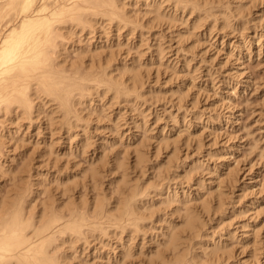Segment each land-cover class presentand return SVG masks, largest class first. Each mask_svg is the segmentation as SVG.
I'll return each instance as SVG.
<instances>
[{"label": "rangeland", "instance_id": "rangeland-1", "mask_svg": "<svg viewBox=\"0 0 264 264\" xmlns=\"http://www.w3.org/2000/svg\"><path fill=\"white\" fill-rule=\"evenodd\" d=\"M121 2L128 27L96 17L68 35L66 24L55 61L70 73L112 67L123 86L135 68L136 100L103 85L85 90L69 120L42 91L33 114L1 111L0 202L22 192L36 217L53 207L90 215L97 199L116 208L143 185L152 195L141 229L58 235L51 253L63 264H161L171 259L169 226L181 237V264H264V0ZM189 210L199 232L183 227Z\"/></svg>", "mask_w": 264, "mask_h": 264}, {"label": "bare ground", "instance_id": "bare-ground-1", "mask_svg": "<svg viewBox=\"0 0 264 264\" xmlns=\"http://www.w3.org/2000/svg\"><path fill=\"white\" fill-rule=\"evenodd\" d=\"M1 1L2 0H0V113H2L1 111L12 109V107L20 108L26 112V114L32 113L36 107L33 101L35 99L32 98H40L39 92L42 91L43 94L46 95L45 97L52 98V100L60 104L65 112V114H63L66 115L67 120H69L68 118L71 117L70 113L73 112L72 107H76L78 104L81 105L83 103L85 97L84 93H87L85 90L89 89L88 91H92V88H94L96 91L97 89L99 91V87H103V85L106 86H104L107 90L106 92H112L114 98H124L126 101L136 100V82L140 79L139 74L134 72L135 68L134 70L133 68L131 69L132 73H130L132 75L128 78L129 82L130 80L132 81V84L123 86L121 81H118L121 83L120 84L114 80L116 76L112 78V74L109 75L110 73L108 72L112 67H108L109 69L105 67L101 71L91 70L86 74H82L79 71L70 73L66 71L65 68L59 69L60 67L56 66L57 63L55 61L57 60L56 58L60 56L61 50L66 49L64 47L65 45L62 44V38L66 36L63 35V30L65 29L64 25H70L66 27V34L69 33V30L72 29L74 25L84 27L94 22L92 18L96 17H100L99 20L101 19L103 22L106 20L108 22H117L119 25L121 23L127 25V19H125L126 13L121 11L122 8L120 9V6L122 7L124 4V2H121L122 0ZM173 1L176 6L182 2V0ZM192 8H195V6ZM237 8H239V6H237ZM7 17H10V19L4 23ZM224 19L226 20V17H224ZM228 21L230 20L228 19ZM228 21H226L227 24ZM222 22H224V25L226 24L225 21ZM96 23L95 20V24ZM91 26L94 27L93 25ZM95 90L93 92H96ZM91 95H93V93H90L89 97ZM42 101H40V106H45L44 100ZM17 116L18 115H16V118ZM79 120L81 121V118ZM143 156V154L138 153L136 162H144ZM91 168L89 169L91 171V178H94L98 173V169H94L93 166ZM115 168L121 169L124 168V165L122 162L117 161L115 163ZM155 188H153V190ZM126 194L122 195L124 197L121 198L116 208L111 206L110 199H103L104 201L101 200L102 197L97 199L90 214L92 217H90L87 211L86 213L83 212L80 214L75 210H71L69 215H67L68 213L64 215L61 211L62 214L57 212L60 208L56 211V209H53L54 207L52 209L50 208L51 210L48 209L49 211L43 210L45 212H43V214L41 212V215L36 217V212L33 213V210L31 211L29 208L32 207V204L30 202L31 206H29L30 204H26L28 208L25 205V201H27L25 198L26 195L22 194V192L17 193L15 197H13V195L12 198L11 196L10 198L7 197L9 200H7L6 203L0 202V204H2L0 208V264H61V257L59 259V255L57 257V255L52 254L50 251L54 244V238L58 235L59 237L67 235L69 239L73 238L74 235L75 237L76 235H84L85 237L87 234L85 235L84 230L105 229V226L114 229L122 228V232L126 229H130V231L134 230L135 232V229L142 227L144 223L145 216H143V214L145 213H140L142 210L140 208L141 205L145 203L146 198L150 197L151 191L149 187L137 185L130 189L128 188ZM27 199H29L28 196ZM33 207H35V205ZM65 209H67V207ZM75 209L77 210V208ZM30 211L32 213H30ZM93 217H95V219ZM182 222L185 230L191 233L199 232L200 217L198 214L194 213V211H186ZM171 228L169 226L167 227L163 242L168 247V250L171 251V259L169 261L161 259V264H181L183 263L182 261H184V256L186 258L183 252L182 254H180L181 251L180 253L178 252V249L182 246L180 234ZM71 240L72 242H76L73 241L74 239ZM218 247L219 248H214L212 253H218L220 246Z\"/></svg>", "mask_w": 264, "mask_h": 264}]
</instances>
